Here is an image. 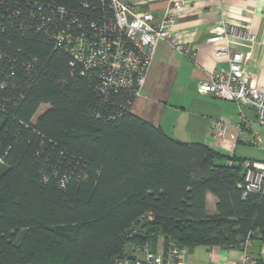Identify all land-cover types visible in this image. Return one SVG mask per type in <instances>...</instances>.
I'll return each mask as SVG.
<instances>
[{"label":"trees","instance_id":"trees-1","mask_svg":"<svg viewBox=\"0 0 264 264\" xmlns=\"http://www.w3.org/2000/svg\"><path fill=\"white\" fill-rule=\"evenodd\" d=\"M53 1L86 32L109 15L99 0H0V264H117L130 245L188 254L264 242V190L243 196L246 161L166 135L119 93L104 100L41 31L42 18L59 24Z\"/></svg>","mask_w":264,"mask_h":264},{"label":"crops","instance_id":"crops-1","mask_svg":"<svg viewBox=\"0 0 264 264\" xmlns=\"http://www.w3.org/2000/svg\"><path fill=\"white\" fill-rule=\"evenodd\" d=\"M178 1L181 9L172 30L177 41L186 47L189 57L165 42H158L145 84L130 112L181 142L202 143L224 155L264 163V128L254 123V113L244 108L247 121L239 133L237 105L198 92L199 83L207 80L213 71L228 69L227 57H216L215 45L207 42L223 24L244 28L253 36V41L229 36L220 44L232 52L249 53L245 71L256 85L264 87V0ZM135 10L150 12L154 24H158L171 8L159 0H138ZM216 121L228 124L222 137L211 129ZM230 134L236 138L232 139ZM254 136L256 145L251 143ZM214 207L215 198L206 194L207 212L213 214ZM213 250L218 264H237L241 256L236 249L200 246L187 254L185 264H208ZM248 251L258 259V264H264V242L252 239Z\"/></svg>","mask_w":264,"mask_h":264},{"label":"built area","instance_id":"built-area-1","mask_svg":"<svg viewBox=\"0 0 264 264\" xmlns=\"http://www.w3.org/2000/svg\"><path fill=\"white\" fill-rule=\"evenodd\" d=\"M106 4L109 15L102 14L96 20L86 22L88 32L75 17L66 19L69 10L56 5L50 6L57 15L59 24L49 27L45 18L41 19L40 29L49 37L56 49L66 53L70 66L75 67L80 75H92L98 80L97 92L104 100H111L116 94L124 97V106H130L142 90L147 71L150 67L153 51L162 41L185 57L187 49L175 38L173 24L181 2L178 0H159L170 6L171 11L164 13L161 21L154 24L153 15L138 12L135 5L138 0H99ZM41 9V6H37ZM207 42L215 45V56L225 55L228 60L227 70L213 71L207 80L198 85V92L210 94L215 98L234 102L237 105L240 122L236 128L241 133L245 127L244 108L255 115L254 123L264 128V87L255 84L247 72L245 64L249 53L232 52L222 43L233 36L253 41L248 31L241 27L223 24ZM114 119V117H110ZM228 127L224 121H216L211 129L222 137ZM232 139L236 138L230 134ZM257 144V137L251 141ZM1 161V160H0ZM243 196L250 192L264 190V163L246 161ZM249 238L241 246L240 259L237 264H258V259L249 254ZM127 257L118 260L117 264H185L187 250L170 246L164 249L159 242L155 249L147 244L130 245ZM208 264H218L215 251L210 253Z\"/></svg>","mask_w":264,"mask_h":264},{"label":"rangeland","instance_id":"rangeland-1","mask_svg":"<svg viewBox=\"0 0 264 264\" xmlns=\"http://www.w3.org/2000/svg\"><path fill=\"white\" fill-rule=\"evenodd\" d=\"M42 110H44V107H41V108L39 109V111L37 112V114H39Z\"/></svg>","mask_w":264,"mask_h":264}]
</instances>
